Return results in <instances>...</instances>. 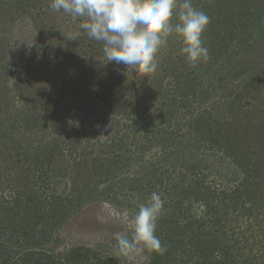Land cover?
<instances>
[{"label": "trees", "instance_id": "16d2710c", "mask_svg": "<svg viewBox=\"0 0 264 264\" xmlns=\"http://www.w3.org/2000/svg\"><path fill=\"white\" fill-rule=\"evenodd\" d=\"M20 17L38 40L11 84L0 49V264H113L50 241L132 199L148 264H264L230 216L264 214V0H0Z\"/></svg>", "mask_w": 264, "mask_h": 264}, {"label": "rangeland", "instance_id": "374dc122", "mask_svg": "<svg viewBox=\"0 0 264 264\" xmlns=\"http://www.w3.org/2000/svg\"><path fill=\"white\" fill-rule=\"evenodd\" d=\"M108 1L111 2V0ZM83 5L87 6L88 4L83 3ZM57 6V8L60 7L59 5ZM94 11L96 10H92L90 13ZM138 17L142 18L141 15ZM87 18L88 17L83 18L82 22L84 24L89 22L86 21ZM46 20L47 18L45 17L43 24ZM69 25L74 26V24ZM177 29L178 26L175 27V30ZM138 35L139 33L137 32L136 36ZM37 40L38 36L32 27L30 19L20 17L16 19V21L9 22L6 26L0 24V49L2 45H5L2 54L9 64V67L6 69L7 80L10 81L8 84H11L14 78L23 72L27 52ZM261 101L262 105L260 109H262L261 111L264 115V99ZM84 105L86 106V103ZM92 105L93 104H91V107ZM14 106L18 107L19 103L15 102ZM11 110H13V107ZM75 114L77 115L78 113L75 111ZM85 114L83 118L87 117ZM105 117V115H97L93 120H88L83 133H92L93 136L94 127L98 133L103 129L106 130L109 125L107 122L104 126L103 123L105 120L103 118ZM72 119L73 121L70 122L74 126L77 120L76 118ZM102 119L104 121H102ZM262 160L264 161L263 157ZM219 166L223 167L220 168ZM233 167V165L229 167L218 165L217 169L220 170V173L223 169L229 173L230 170L233 172ZM222 174L223 173H221L218 178L221 177ZM232 174L231 178L235 182H232L230 187L235 186L239 179V177L234 179ZM261 189L262 195L264 196V183ZM131 201L133 207L132 205L130 207H115L100 201L85 205L60 231L58 240L55 241L54 238H52V241H50V243L52 242V249L56 252H65L72 247L81 246L102 255L113 264H148L151 260V240L145 229V224L140 214L141 212L139 211L141 207L145 209L146 207L142 204L143 202L140 201L139 203L138 199H132ZM262 206H264V202H262ZM197 207L195 206V209ZM200 208H198L197 211H202ZM237 215L242 216L237 217ZM230 216L235 217L234 220L236 224L235 227L232 228L235 230V234L239 235L241 231H245L239 235V238L242 237L240 245L246 248V246H251L260 242V247L263 252L264 214L258 216L257 222L254 221V216H250L246 211L240 209L238 213H233ZM248 226H253L252 229H257V231L250 233L249 230H245ZM257 249L258 253H261L259 251V246L255 245L254 250ZM240 258H243V261L247 259L248 256L243 254Z\"/></svg>", "mask_w": 264, "mask_h": 264}]
</instances>
